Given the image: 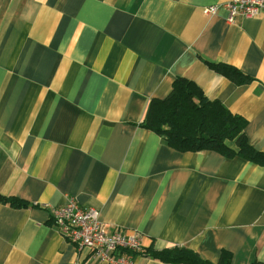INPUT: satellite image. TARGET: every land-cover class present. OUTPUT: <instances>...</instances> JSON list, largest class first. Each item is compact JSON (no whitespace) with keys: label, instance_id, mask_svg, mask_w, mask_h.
I'll return each instance as SVG.
<instances>
[{"label":"crops","instance_id":"crops-1","mask_svg":"<svg viewBox=\"0 0 264 264\" xmlns=\"http://www.w3.org/2000/svg\"><path fill=\"white\" fill-rule=\"evenodd\" d=\"M229 0H0V264H103L54 229L74 198L147 253L264 263V168L180 152L140 126L177 78L246 120L264 153V13L227 22ZM207 63L237 68L236 85ZM132 264H169L135 254Z\"/></svg>","mask_w":264,"mask_h":264},{"label":"trees","instance_id":"trees-1","mask_svg":"<svg viewBox=\"0 0 264 264\" xmlns=\"http://www.w3.org/2000/svg\"><path fill=\"white\" fill-rule=\"evenodd\" d=\"M207 65L236 85L251 82L249 77L233 66L221 63ZM140 126L162 138L169 147L177 151L216 152L229 159L240 157L264 168V153L257 151L245 135L246 120L233 115L219 101H210L189 80L175 79L171 93L165 99H152ZM0 203L14 208L27 206L18 199L1 194ZM145 255L169 264H213L185 247H172L150 253L145 251ZM216 264L232 263L230 257L223 254ZM250 264L264 263L252 261Z\"/></svg>","mask_w":264,"mask_h":264},{"label":"built area","instance_id":"built-area-1","mask_svg":"<svg viewBox=\"0 0 264 264\" xmlns=\"http://www.w3.org/2000/svg\"><path fill=\"white\" fill-rule=\"evenodd\" d=\"M220 9L227 13V22L233 23L240 16L254 18L264 13V0H229L204 7L202 11L204 15L213 16ZM46 208L52 226L61 237L78 250L87 249L93 260L103 264H132L135 254L145 252L138 232L114 229L108 233L99 212L81 206L74 198H68L62 206Z\"/></svg>","mask_w":264,"mask_h":264}]
</instances>
